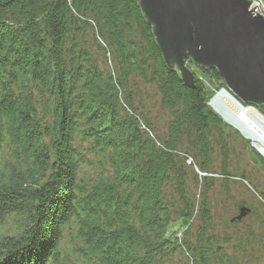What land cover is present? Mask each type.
I'll return each instance as SVG.
<instances>
[{
  "label": "trees",
  "instance_id": "trees-1",
  "mask_svg": "<svg viewBox=\"0 0 264 264\" xmlns=\"http://www.w3.org/2000/svg\"><path fill=\"white\" fill-rule=\"evenodd\" d=\"M186 69L191 86L135 0H0V264H236L207 195L215 175L248 183L239 136ZM147 89L168 112L163 136Z\"/></svg>",
  "mask_w": 264,
  "mask_h": 264
},
{
  "label": "water",
  "instance_id": "water-1",
  "mask_svg": "<svg viewBox=\"0 0 264 264\" xmlns=\"http://www.w3.org/2000/svg\"><path fill=\"white\" fill-rule=\"evenodd\" d=\"M165 64L191 86L186 63L214 70L244 106H264V23L246 0H135ZM223 89V88H221ZM237 221L248 213L239 210Z\"/></svg>",
  "mask_w": 264,
  "mask_h": 264
},
{
  "label": "rangeland",
  "instance_id": "rangeland-1",
  "mask_svg": "<svg viewBox=\"0 0 264 264\" xmlns=\"http://www.w3.org/2000/svg\"><path fill=\"white\" fill-rule=\"evenodd\" d=\"M248 11L251 12L249 9ZM186 67H188L189 71L192 72L195 78L205 87L206 96L209 98L207 108L212 111V109L209 108L210 99L221 89L213 82L210 76L208 77L205 74H200L196 69L197 67L193 64L188 65L186 63ZM223 85V89L231 95L226 85ZM143 95L142 98L146 103V111L150 112L151 115V123L156 132L163 136L165 122L168 119V112L160 109L158 96L154 93L153 89H147ZM253 108L264 118V106L258 105ZM218 119L221 120L219 117ZM221 121L229 129L237 132L239 141L242 142V144H240L239 141H237V149L243 161L241 166L246 175H248L249 181L247 183L242 182L240 179H230L226 184V189H223L221 178H219L218 175L213 176L215 180L214 186L207 195L212 225V231L210 232L220 238L228 239V244L223 246L224 251L231 259L237 260L236 264H264V250L259 247L255 248L253 253H250L249 251L251 248L248 246L251 242H264V165H259L264 163V157L256 152L252 142L247 139L245 140L238 131L235 129L233 130L223 120ZM244 148H248L249 151H243ZM254 155L258 161H253ZM189 164L190 170L195 174V181H197V183H194V180L191 179L193 176H190V189L192 193L197 194L202 176L191 161L188 165ZM217 164L218 162L215 163V168H217ZM240 209H244L248 213L237 221L236 219L240 214ZM253 213L256 216H254ZM198 223V219L194 221V225H198ZM185 230L186 228L180 227L178 223L171 225V231L177 233L176 237L178 239L183 238ZM239 235L242 236L240 247L237 246ZM64 243L62 248L66 251L68 249V243L66 240ZM244 254H248L247 256L249 258H246ZM249 254H252V256L250 257ZM172 263L183 264V258L177 257L172 260Z\"/></svg>",
  "mask_w": 264,
  "mask_h": 264
},
{
  "label": "bare ground",
  "instance_id": "bare-ground-1",
  "mask_svg": "<svg viewBox=\"0 0 264 264\" xmlns=\"http://www.w3.org/2000/svg\"><path fill=\"white\" fill-rule=\"evenodd\" d=\"M209 108L245 140L252 142L256 152L264 157V118L255 108L244 106L225 89L212 96Z\"/></svg>",
  "mask_w": 264,
  "mask_h": 264
},
{
  "label": "built area",
  "instance_id": "built-area-1",
  "mask_svg": "<svg viewBox=\"0 0 264 264\" xmlns=\"http://www.w3.org/2000/svg\"><path fill=\"white\" fill-rule=\"evenodd\" d=\"M250 2L249 10L254 12L255 14L259 15L263 19L264 23V4L261 0H246Z\"/></svg>",
  "mask_w": 264,
  "mask_h": 264
}]
</instances>
